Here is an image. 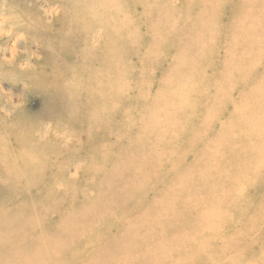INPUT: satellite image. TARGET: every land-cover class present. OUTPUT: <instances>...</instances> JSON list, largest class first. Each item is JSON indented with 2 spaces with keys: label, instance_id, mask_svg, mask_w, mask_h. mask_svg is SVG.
<instances>
[{
  "label": "rangeland",
  "instance_id": "obj_1",
  "mask_svg": "<svg viewBox=\"0 0 264 264\" xmlns=\"http://www.w3.org/2000/svg\"><path fill=\"white\" fill-rule=\"evenodd\" d=\"M2 1L0 0V10L4 7V4H1ZM27 4L30 5V1L15 0L13 11L8 13V19L11 22L6 24L3 29L0 28V32L3 34L0 37V47L3 45L4 49H8L3 53L5 61L11 60L9 48L12 47L16 39L20 40L17 49L21 55L20 58H22L21 62L23 65L26 63L25 59L29 58L31 66L34 67L32 54L41 53L45 50L57 53L56 55L59 53H61V56L62 54L68 55L69 58L74 48L82 46L83 42L81 38L77 40L79 37L77 34L76 38L74 37L75 32L84 31L86 23L95 24L96 22V20L90 21L86 17L88 9L85 6L71 7L68 1L57 3L55 0H37V6L34 9L30 8ZM97 4L99 6V3ZM108 8L111 10L109 11L108 9L107 12L108 24L106 21L105 31L108 34L121 32L123 36L122 40H120L123 42L121 46L122 51L119 53L120 61L112 69V88H118L122 92L129 90V92H132V95L125 98L122 93L118 97L119 101L116 103V107H113L112 113L111 111L108 112L109 118L98 123L89 133L86 131L87 124H83V126L71 122L70 117L68 118L67 115H60L61 117H55L53 114L46 115L44 108L47 104L43 103V98L41 99L40 96L27 91V87L30 84L18 82L16 79L15 72L17 70L15 66L19 65V62L11 65L4 64L0 54V62L4 64L0 63V75L4 76L3 79H0V92L9 96L16 105L24 102L28 103L29 107L31 106L29 111L35 115V118L20 119L18 121L21 124L17 123L14 125L20 132L18 137L15 136L13 129L12 136L4 135L0 138V197H4V195L8 196V194L12 195L13 190L11 188H15L18 191L16 200H22L19 204L17 203V206L20 211H22L21 206H23V211H25L24 216H29L28 218L31 220L36 219L38 222L42 221V223H45L49 218V224L43 227V231L45 232L51 231L53 227L62 226L58 220L67 215L70 202H75V205L80 204L75 206L77 208L73 209L69 215V220L76 218L84 221L83 215L86 212L89 214L86 206L85 210L81 207L82 203L84 200L98 195L97 189L106 184L107 176L100 178L98 173L112 169V166L107 162L111 163L117 155H120V148H118L116 143L119 144V142H122V139L126 140L127 136L125 132L130 133L131 129L139 125L140 120L135 116V113L143 112L145 114V108H149L144 106H138V110L131 108L134 115L130 114L129 110H126V102L129 104V102L132 103L136 100L138 103V92H143L141 95L145 97L150 95L153 99L157 94L160 105L158 109L157 107H153V109L159 112L158 120H163L160 122L162 124L165 122L168 124L170 121L169 129L164 130L163 133L160 132L163 140L173 136L175 133L176 135H182L176 141L161 146L159 154L161 159L170 154L172 162L175 165H178L177 162H182L184 169L181 171L183 174L194 172L200 177L203 174L210 175L212 170L210 176L215 177L214 174L217 173L215 175L220 178L221 174L224 173L223 171L217 172L214 167L213 169L211 167L210 171L204 168L213 161L210 158L211 156L213 157L211 152L216 151L212 143L214 132L210 135V130L207 131L211 127L209 126L210 124H207V120H214L215 122L211 123H215L218 126L217 129L219 126L222 127L224 125L222 127L224 128V135L227 134V138H229L228 142L231 141L230 144H224V146L226 148L230 147V150L236 148L227 157L219 156L225 165L231 166L230 168L233 167L234 174L240 177L242 175L252 177L256 173L257 168L254 167V169H250L246 173L239 174L240 168L238 166L240 165V161L247 160L242 155L250 154L251 158L260 159L264 162V153L261 152L264 148V125L253 127V133L251 132V135L249 134L248 137V139L251 138L253 141L249 147L244 144L245 135L241 134L244 129H246L244 133L248 132V124H242L240 121L234 124V126L230 125L232 127L225 123L217 125L221 120L222 122H225V120L232 121L234 118H232L231 114L237 110L240 111L241 115L246 111L250 121L264 120V112L258 113L259 117L257 119L254 115L259 107L264 109V100L262 103V99H264V0H112ZM211 10H216V14L210 18V14H212ZM41 12H46V17L39 14ZM53 12L60 13L54 20L51 17L54 15ZM56 13L55 15H57ZM234 13L239 14V21H242V23L240 27L238 26V28L228 31V23L231 15ZM2 16V12L0 11V22ZM204 18L206 19L204 20ZM17 20L33 25V31L26 32V29L23 27L18 30L14 28V30L12 24L16 23ZM96 30L97 32H101L99 28ZM11 32H14V35H11ZM250 34H253L252 37H249ZM114 49H117L115 42L113 44ZM48 62L47 64L40 61V70L51 72L58 65H54L53 61ZM186 65L187 68L185 67ZM214 69L217 70L215 81L219 82L217 88L221 92L218 93L220 94L219 98H224L225 102L220 99V102H217L213 99V95H215L213 94L214 86L208 89V85L211 82L213 84L214 76H212V72ZM60 70L63 73H70V76H67L70 81L68 83H72L74 79L73 72H76L78 67L77 65L76 67L68 66L63 67V69L60 68ZM31 72L33 71L29 70L28 72L21 73L27 74ZM63 73L60 76H63ZM135 75L138 76L133 77ZM28 79L31 83H35L33 75L28 74ZM224 81L231 84L230 86L234 87L232 89L238 86V93L248 88V85L246 87L242 85V82H246L253 86L255 94L246 95L242 92L241 98L247 99L243 101L238 100L236 99L237 94L233 90H229V94L226 93L230 87H226ZM45 82L50 81L45 77H41L39 82L37 81L36 83L44 84ZM137 88H140V90H135ZM158 91L161 94H158ZM258 91L259 96L256 95ZM189 93L195 96L194 99L195 102L197 101L198 108L194 112L190 109L192 111L190 116L188 106L178 108L182 98L185 100L189 96ZM248 96H251V98H248ZM200 97H202L201 100H197ZM129 98L130 100L127 101ZM232 98L235 102V108L231 104L229 105ZM207 99H209V102L211 101L210 104ZM225 105H229L230 107ZM175 106L177 109H175ZM191 106H194L192 100ZM249 107L251 108L248 109ZM149 109L153 110L152 108ZM197 112L199 115L200 113H213L214 115L210 118H207V116L204 118V115L199 116ZM166 113H168L169 117L165 121L163 116ZM187 118H190V122L192 123ZM233 123L234 121L231 124ZM176 125L178 126V130L172 131V127ZM41 126L42 128L38 130ZM206 126L209 127L206 129ZM227 126L228 129H226ZM50 130H52V133ZM47 131L51 133L49 138H47L49 145L47 148L42 147V150L40 147L37 148L38 142L35 141L36 139H30L25 144H21L17 139L19 138L22 142L24 136L30 137L32 134L38 132L43 137V135H47ZM87 134H89V137ZM58 138L63 143L58 144ZM208 140H210L209 146H207ZM175 142L176 146H174ZM200 146H204V148L198 150ZM222 148L224 147L220 149ZM204 151L208 152L209 157L206 154L205 156L201 155ZM239 151H243L246 154ZM106 154L109 155L106 158L109 160L107 162L104 160ZM178 154L181 155L178 156ZM208 159L209 162H207ZM213 159L216 161L217 157ZM164 160L166 159L164 158ZM81 161H84V163H81ZM4 162L5 165L3 164ZM234 162L238 164L235 165ZM191 163L195 166L197 165V167H190ZM104 164L108 165L104 166ZM86 167H89L90 171ZM203 168L205 171L201 170ZM226 169L229 168L225 167L224 171ZM7 176L11 177L12 180L7 181ZM167 176H169L167 170L163 172L161 169L159 171V179L162 180ZM262 179L264 181V178ZM28 180H34V183L27 185ZM152 181L143 185L145 193L155 192V188L157 192H162V189L164 190L166 182L159 181V183H155L154 180ZM214 187L218 188L214 182L210 181L202 185L201 189L206 188L211 190ZM67 190L76 194L77 198L65 199L59 202L58 196L66 194ZM209 190L206 191L207 195L209 194ZM62 191L65 192L60 194ZM138 194L137 191H134V195L129 197L130 199L132 198V201L125 203L121 209L113 207L112 213L109 215H105L103 218H94L88 225L81 223L80 226L86 229L82 233L78 231L83 228L69 231L66 237L74 239L70 241L66 249L64 247H57L55 252L60 251V249L62 250L60 253L54 254L49 259L48 264H86L90 263L88 260L93 256L98 257L99 260L107 256L106 263L101 264H157L159 261L161 262L158 264H172L173 262L175 264L176 258L173 259L174 257L172 259L169 257L163 263L164 259L162 260V258L157 256L156 248L154 249V253H152L153 246L151 241L141 243L140 235H135L134 238H136V241L138 240V243H136L130 237L131 233L129 231H122L120 229L123 227L120 225L124 223V214L122 213H124L125 209L133 207L139 202V199H133ZM151 199V195L148 194L147 201ZM245 199L249 205H255L264 201V183L251 189V192L248 195L246 194ZM184 200L187 201L185 198L182 202ZM225 203L229 205L232 201L229 199ZM130 204L132 205L129 206ZM184 208H172L170 211L180 212ZM169 222L171 223V220ZM184 225L186 227L192 226V220L189 219ZM116 226L120 227L117 228ZM71 233L75 234L72 236ZM158 237L153 233L150 240ZM12 240L17 245L21 243L23 246L21 247V251L24 257L34 250L28 244L31 242L30 235L14 237ZM114 245L117 248H113ZM15 246L13 244L11 247H8V250H13ZM5 253L8 254L7 252ZM180 254V251L177 252V257ZM149 255L155 256V258L158 257V259L154 260V257H150ZM7 256L8 259L12 260L9 254ZM146 257H149L150 260ZM32 258L36 264L41 262V257L38 255ZM25 260L23 259V264H28ZM94 261L97 260L95 259Z\"/></svg>",
  "mask_w": 264,
  "mask_h": 264
},
{
  "label": "bare ground",
  "instance_id": "obj_2",
  "mask_svg": "<svg viewBox=\"0 0 264 264\" xmlns=\"http://www.w3.org/2000/svg\"><path fill=\"white\" fill-rule=\"evenodd\" d=\"M14 1L15 0H3L1 2V4H4L3 9L0 10L3 15L0 22L1 29H3L6 24H9L11 22V20L8 19V13L10 11H13ZM29 1L31 4L27 5L30 8L34 9L37 6V0H26V2ZM66 1L70 2L69 5L71 7L85 6L88 9V14L86 17H88L90 21L96 20L95 24L90 22L86 23L84 31L75 32L74 37L76 38L77 34L79 36L77 40L81 38L83 42L82 46L74 48L69 58L68 55L62 54L61 56V53H59L58 55L60 56H58L56 55L57 53L55 54L50 50H45L41 53L32 54L34 67L31 66L29 58L25 59L26 63L25 65H23L21 62L22 58H20L21 55L17 49L18 43L20 41L19 39H16L14 41V44H12V47L9 48V53H11L10 61H5L3 59V53L8 50L4 49L5 47L3 45L0 47V49L2 48L0 54L2 56V62L4 64L11 65L19 62V65L16 64L17 66H15V69L17 70L15 72L16 79L18 80V82L30 84V86L27 87V91H31L32 94L40 96L41 99L43 98V103L47 104L44 108L46 115L53 114L55 117L60 115H67L68 118L70 117L71 122L80 125L87 124L86 131L89 133L98 123L109 118L108 112L111 111L112 113V109L113 107H116V103L119 101L118 97L122 93L124 94L125 98L132 95V92H129V90H126L127 92H122L119 91L117 87V89H113L111 84V79L113 77L112 69L120 61L119 53L122 51L121 46L123 45V42L120 40H122L123 36L121 32L108 34V32L105 31L106 21L108 24V5H111L112 0H96V2L95 0H55V2L57 3H65ZM97 3H99V6ZM110 10L111 9H109V11ZM215 11L216 10H211L212 14H210V18L216 14ZM55 13L53 16H51L52 20H54L58 16V14H60L58 12L56 13L57 15H55ZM39 14L46 17V12H41ZM238 15L239 14L236 13L231 15L230 21L228 23V31H232L235 28H238V26L240 27L242 21H239ZM205 19L206 18H204V20ZM12 26L13 29L15 28L17 30L23 27L26 29V32L33 31L32 28L34 27L33 25L22 23L19 20H17L16 23L12 24ZM98 28L99 30H101V32H97L96 29ZM1 33L2 32H0V37L3 35ZM13 33L14 32H11V35H14ZM253 34H250L249 37H252ZM114 42L117 49L113 50ZM41 55L42 57H40ZM40 61H43L47 64L49 63L48 61H53L52 63H54V65L58 64L60 66L57 65V67L55 69H52L51 72L42 71L39 68ZM2 62L0 63L4 65ZM76 65L78 67V70L76 72H73V82L68 83L70 81L68 80L69 78L67 76H70V73H63L60 68L63 69V67L68 66L76 67ZM185 67L187 68V65ZM215 69L212 72V76H214L213 84L211 82V84L208 85V89H211L212 86H214L213 94L215 95H213V99L218 102L220 99V94L218 93L221 92L217 88V84H219V82L215 81V79L217 78V70ZM29 70L33 72L22 74L28 72ZM62 73L63 76H60ZM11 74L13 75V73ZM28 74L33 75V81L35 83H31V81L28 79ZM137 76L138 75H135L133 77ZM3 77L4 76L0 75V79H3ZM41 77L47 78L50 82H45L44 84L36 83L37 81L39 82V79ZM224 82L226 87H230V89H227L226 93L229 94L230 92L228 91L233 90L237 94L236 99L238 100L243 101L247 99L243 97L241 98L242 92H244L246 95L255 94L253 86L249 85L246 82H242V85L245 87L248 85V88L246 90H243L245 89L243 88V91L240 93L237 92V90H239L238 86H236L235 89H232L233 86L231 87V84H229L227 81ZM135 90H140V88H137ZM142 93L143 92H138V103L136 100H134V102L132 103L129 102L130 106H128L129 104H127V102L125 103V106L127 105V107L125 108L126 110H129L130 114L134 115V112H132L131 108L138 110V106L149 107L152 109L153 107H157V109L159 108L160 100L158 99L157 94L153 99V97L150 95L146 97L142 96ZM158 94H161V92L158 91ZM256 95L259 96V91ZM194 97L195 96H192L189 93V96L185 100H183L182 98L178 106V108L188 106V109L190 111L189 116L192 114V111L190 109H192L194 112L197 108V101L195 102ZM201 98L202 97L197 98V100H201ZM248 98H251V96H248ZM223 99L224 98H221L220 100L222 101ZM129 100L130 98L127 101ZM191 100L194 102V106H191ZM207 100L209 102V99ZM263 100L264 99H262V103ZM134 103L136 104L134 105ZM230 104L233 108H235V102L233 98L231 99V103H229V105ZM229 105L225 106L230 107ZM29 108H31V106L29 107L28 103L24 102L16 105L13 103L9 96H6L3 92H0V138H2L4 135L12 136L13 129L16 137L20 135V132L14 125L20 123L18 121L20 119L35 118V115L29 111ZM149 108H145V114L143 112L135 113V116L139 118L141 124L139 121H137L139 122L138 126L131 129L130 133L125 132L127 139H122V142H119V144L116 143L118 148H120V155H117L115 157V160H111V163L107 162L109 160L106 159L109 155L106 154L104 156V160L112 166V169L110 171L104 170V172L98 173L100 175V178H105V176H107L105 181L106 184L105 186L97 189L98 195L90 199H86L82 203L81 207L85 210L86 206V209L88 208L89 211V214H87L86 212L83 215V219H85L84 221L76 218L69 220V215L72 213L73 209L77 208L75 206L80 204L78 203L75 205V202H70V205H68L67 215L58 220L59 223L61 222L62 226H58L55 228L53 227L51 231L45 232L43 231V227L49 224V218L45 223H42V221L38 222L36 219L31 220L30 218H28L29 216H24L25 211H23V206H21L22 211H20L19 207L17 206V203L19 204V202H21L22 200H16L18 191L15 190V188H11L13 190L12 195L8 194V196L4 195V197H0V264H23V259L25 260L26 258L27 259L25 261L28 264H36L34 263V259L32 258L36 255L41 257V262L38 264H48L49 259L54 254L60 253V251L62 250L60 249V251L55 252L57 250V247H64L66 249L70 241L74 239L66 237V234L69 233V231H76L80 228H83L82 230L78 231L82 233L86 229L80 226L81 223H84L83 225H88V223L94 218H103L105 215H109L110 213H112L113 207L121 209L123 205H125V203H127L128 201H132V198L130 199L129 197L134 195V191H137V193L139 194L136 195L137 197H134L133 199H139V202L133 207L125 209L124 213H122L124 214V223L120 225L123 226L120 229L122 231H129L131 233L130 237H132L135 241V235H140L141 243H143L144 241H146L147 243L151 241L153 246L152 253H154V249L156 248V254L158 253L157 256L159 258H162V260L164 259L163 263H165V260L167 261L169 257L171 259L174 257L173 259L176 258L175 264H264V201H261L260 203L255 205H249L245 199L246 194L248 195L251 192V189H254L256 188V186L264 183L262 179L264 178V162L260 159H253L251 158L252 156H250V154L239 151L240 153L246 154L242 156L247 159L246 161H240V165L238 166L240 168L239 174L241 175L242 173H246L248 170L254 169V167H256L257 169L255 175L252 177L248 175H242L240 177L239 175L234 174L233 167L230 168L231 166L225 165L221 161L219 156L227 157V155L232 154L236 148H232V150H230V147L226 148V146H224V144L231 143V141L228 142V135H224V128H222L224 127V125L222 127L219 126V128L217 129L218 126H216L215 123H211L214 120H207V124H210L209 126L211 127L208 126L210 129H207L208 127L206 126V129L207 131L210 130V135H212V133L214 132V134L212 135V137L214 138L212 143L214 144L216 151L211 152V154H213V157L211 156L210 158H212L213 161H210V166L208 165L204 168L206 170H209L211 167V169H213L214 167L217 172L223 171L224 173L221 174L220 178L219 176L215 175L217 173L214 174L215 177L210 176L212 170L210 175L203 174L200 177L194 172H187L183 174L181 171L184 169V167L182 166V162H177L178 165H175L172 162V156L170 157V154H168L167 157H164L166 160H164L163 157L161 159V156L159 154L161 151V146L166 143L170 144L171 142L176 141V139H179L182 135H176L175 133L173 136L167 137L165 140H163L160 132L163 133L164 130L169 129L170 121L168 122V124L166 122L164 124L160 123L163 120H158V110L153 109L151 111ZM250 108L251 107H249L248 109ZM175 109H177L176 106ZM149 110L150 112L148 113ZM261 112H264V109H261L259 107L254 114L256 119L259 117L258 113ZM201 115H204V118L206 116L207 118H210L213 117L214 114L200 113L199 116ZM231 116H233L232 118H234L232 120L234 121L233 124H231L232 121L230 120H225V122H222L221 120L219 124L216 121L217 125L225 123L228 124V126H234V124H237L240 121L242 124H248V132L244 133L246 130L244 129L241 134L245 135V140H243L244 144H246L248 147L251 146L253 141L251 138L248 139L249 134L251 135V132L253 133L254 126L264 125V120L250 121L249 115H247L246 111H244L243 115H241L239 110L233 112ZM168 117L169 115L168 113H166L164 114L163 119H165L166 121ZM187 119H189V122L191 121L190 118ZM43 121L45 120L43 119ZM186 122H188V120H186ZM228 126L226 127V129H228ZM41 128L42 126L38 130H40ZM172 129V131H177L178 126L176 125L172 127ZM50 131L52 133V130ZM38 133L32 134V136L30 137L24 136L22 142L19 138L17 139L21 144H25L30 139H36L35 141L38 142L37 148H47L49 145L47 138H49V135L51 133L47 131V135H43L44 138ZM87 135L89 137V134ZM209 142L210 140L207 141V146L210 145ZM60 143L63 142L60 138H58V144ZM174 146H176V142L174 143ZM221 147L224 148L220 149ZM203 148L204 146H200L198 150H202ZM261 152L264 153V148L261 150ZM205 154L207 156L209 155L208 152L206 153L205 151L202 152L201 155L205 156ZM179 155L181 154H178V156ZM214 157H217L216 161H214ZM84 161H81V163H84ZM196 162L198 161L196 160ZM207 162H209V159ZM3 164L5 165V162ZM108 164H104V166H107ZM234 164L237 165L238 163L234 162ZM202 165L200 166L202 167ZM191 166L197 167V165L195 166L192 163L190 167ZM225 167L229 169H226V171H224ZM35 168L37 167L35 166ZM204 168L201 170H204ZM161 169L163 172L164 170H167L169 174V176L163 178L162 180L159 179V171H161ZM88 171L90 170L88 169ZM10 180H12V178L7 176V181ZM152 180H154L155 183H159V181H162L163 183L166 182V189L164 188V190L162 189V192H157V189L155 188V192L152 191L151 193H145L143 185L150 181L153 182ZM210 181L214 182L216 184V187L218 188H210L211 190L206 188L201 189L202 185ZM30 183L33 184L34 180H28L26 184L30 185ZM57 188L59 187L57 186ZM208 190L209 194L207 195L206 191ZM64 192L62 191V193L60 194H63ZM148 194H150L152 197L150 201H147ZM58 197L59 202H62L65 199H75L77 198V195L72 193L70 190H67L66 194ZM185 198L187 201L184 200V202H182V200ZM229 199L232 201V203L226 205L225 202ZM131 205L132 204H130L129 206ZM172 208L184 209L180 212L176 210V212H173L170 211L172 210ZM189 219L192 220V226L186 227L184 224L188 222ZM169 220H171V223L169 222ZM120 226L116 227L119 228ZM153 233L156 235V237H159L155 238L154 240H150ZM74 234L75 233H71L72 236ZM25 235L31 236V242L28 244L29 246H32L34 250L31 251L28 256L26 255L24 257L22 255L23 252L21 251V247L23 246L21 245V243H19L18 245L15 244L12 239L14 237ZM137 241L136 243H138ZM13 244L16 245L13 250H8V247H11ZM166 247L168 248L166 249ZM113 248H117V246L114 245ZM176 251H180L181 254L179 257H177ZM5 252L9 254L12 260L8 259V254H6ZM93 257H90L88 260V262L90 263L86 264L106 263L107 256H105L104 259L101 260H99L98 257H94L93 259ZM152 257H154V260L158 259V257ZM146 258L148 259L149 257ZM95 259L98 262L94 261Z\"/></svg>",
  "mask_w": 264,
  "mask_h": 264
}]
</instances>
